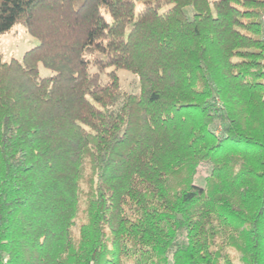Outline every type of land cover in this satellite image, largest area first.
Here are the masks:
<instances>
[{
    "label": "trees",
    "instance_id": "16d2710c",
    "mask_svg": "<svg viewBox=\"0 0 264 264\" xmlns=\"http://www.w3.org/2000/svg\"><path fill=\"white\" fill-rule=\"evenodd\" d=\"M263 13L0 0L38 39L0 58V264H264Z\"/></svg>",
    "mask_w": 264,
    "mask_h": 264
},
{
    "label": "rangeland",
    "instance_id": "374dc122",
    "mask_svg": "<svg viewBox=\"0 0 264 264\" xmlns=\"http://www.w3.org/2000/svg\"><path fill=\"white\" fill-rule=\"evenodd\" d=\"M138 7L139 5L137 8ZM186 10L188 14L192 13L191 9L187 8ZM36 44H38V39L33 37L21 22H18L14 24L9 31L0 34V58L2 61H9L11 58H17L20 60L24 52ZM39 72L41 76H48L51 74L50 70L44 68L41 64L39 65ZM119 75L121 85L124 90H137L138 83L133 74L125 70H119ZM101 77L103 82L107 80V76L105 74H102ZM208 172L207 167L201 166L195 176V182L199 185H203L204 177ZM228 251L234 261L237 264H241L239 254L231 248H228Z\"/></svg>",
    "mask_w": 264,
    "mask_h": 264
},
{
    "label": "built area",
    "instance_id": "2783aa9c",
    "mask_svg": "<svg viewBox=\"0 0 264 264\" xmlns=\"http://www.w3.org/2000/svg\"><path fill=\"white\" fill-rule=\"evenodd\" d=\"M260 20L264 22V13L260 16Z\"/></svg>",
    "mask_w": 264,
    "mask_h": 264
}]
</instances>
